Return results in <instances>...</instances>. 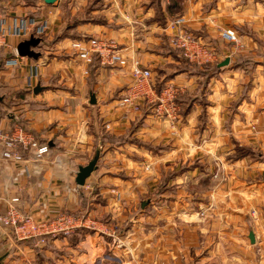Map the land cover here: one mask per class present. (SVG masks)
Masks as SVG:
<instances>
[{"label":"crops","instance_id":"crops-1","mask_svg":"<svg viewBox=\"0 0 264 264\" xmlns=\"http://www.w3.org/2000/svg\"><path fill=\"white\" fill-rule=\"evenodd\" d=\"M0 14V214L18 199L38 222L87 221L44 242L0 229L2 264H104L109 252L122 264H264V0H0ZM181 29L219 61L185 66L168 44ZM32 38L38 58L21 57ZM91 38L117 43L129 67L86 64L72 45ZM133 61L157 94L180 91L177 121L145 99L121 107ZM19 129L49 154L5 160L2 138Z\"/></svg>","mask_w":264,"mask_h":264},{"label":"built area","instance_id":"built-area-1","mask_svg":"<svg viewBox=\"0 0 264 264\" xmlns=\"http://www.w3.org/2000/svg\"><path fill=\"white\" fill-rule=\"evenodd\" d=\"M3 23L4 19L0 14V28H2ZM178 24L183 25L182 20L178 21ZM221 36L226 42L235 43L237 41V35L234 31H223ZM169 46L180 51L187 61L199 66L213 65L219 61L217 53L212 48L209 47V49L205 46L203 41L188 30L181 29L174 34L169 39ZM72 49L86 64H91L97 56L102 65L120 69L129 67L128 59L121 54L119 46L113 41L99 38L79 40L73 43ZM131 70L135 83L126 90L125 96L121 100V107L140 112V102L145 99L146 102L155 106L158 116L172 122L177 121L182 110L177 101L180 91L169 86L157 94L154 89L153 74L150 70L144 69L136 61L132 62ZM2 139L7 146V151L3 155L5 160H21L22 156L18 153L20 147L33 150L35 152L34 158L37 160L44 159L50 152L49 146L39 145L31 136L20 129L15 132L12 138ZM18 203L19 200L14 199L8 204L5 213L0 214V229L11 231L19 240L43 239L42 242H44L47 237L70 235L78 228H84L86 225L84 218L67 215L48 222H38L32 216L19 210Z\"/></svg>","mask_w":264,"mask_h":264},{"label":"water","instance_id":"water-1","mask_svg":"<svg viewBox=\"0 0 264 264\" xmlns=\"http://www.w3.org/2000/svg\"><path fill=\"white\" fill-rule=\"evenodd\" d=\"M48 5H55L59 0H43ZM40 43V40L32 38L29 41L23 42L18 47V54L21 57H28L32 59H37L38 55L32 50V48L36 47ZM229 60L223 62L220 67H225L229 64ZM39 87L36 92L39 91ZM1 101V98H0ZM99 162V156H97L88 166L80 168L79 173L77 175V184L79 186H85L86 180L91 176V174L95 171L96 166ZM251 240L254 241V235L250 236ZM4 257L0 254V264L3 263Z\"/></svg>","mask_w":264,"mask_h":264},{"label":"rangeland","instance_id":"rangeland-1","mask_svg":"<svg viewBox=\"0 0 264 264\" xmlns=\"http://www.w3.org/2000/svg\"><path fill=\"white\" fill-rule=\"evenodd\" d=\"M181 20H183V19H180V21ZM179 21V20H178ZM176 34V33H175ZM204 43V45L205 46H207L208 48H209V46L207 45V43H205V42H203ZM169 44V43H168ZM171 47V46H170ZM173 49V48H172ZM210 49V48H209ZM175 50V49H174ZM175 51H177V52H179L180 53V55L182 56V54H181V52L180 51H178V50H175ZM218 55V54H217ZM219 56V55H218ZM183 57V56H182ZM184 58V57H183ZM185 59V58H184ZM186 60V59H185ZM185 66H187V67H189V68H191V69H201V70H205V66H210V65H203V66H200L199 67V65H197V64H194V63H190L189 61H185ZM215 178H219V175H215ZM209 210H201L200 212H198V217L196 216L195 218H196V220H198V221H200V220H202V219H205V217H206V215H207V212H208ZM195 216V215H194ZM87 222V221H86ZM89 224V223H88ZM89 225H91V224H89ZM94 226V225H93ZM125 249V250H124ZM124 249H122L121 251H124L125 253L127 252L129 255H130V257L131 256H136V257H138V258H140L141 260L143 259V257L145 256V254L144 253H140L139 252V250H137V252H135V251H131L130 249H128L127 247H125ZM109 255H111L109 258H105V259H103V262H104V264H122V261L121 260H123V257L122 256H120V255H118V256H115V255H113L112 254V252L110 253L109 252ZM119 259V260H118ZM118 261H121V262H118Z\"/></svg>","mask_w":264,"mask_h":264},{"label":"trees","instance_id":"trees-1","mask_svg":"<svg viewBox=\"0 0 264 264\" xmlns=\"http://www.w3.org/2000/svg\"><path fill=\"white\" fill-rule=\"evenodd\" d=\"M200 67V66H199ZM211 66H205V69L208 70ZM50 238V237H47Z\"/></svg>","mask_w":264,"mask_h":264}]
</instances>
